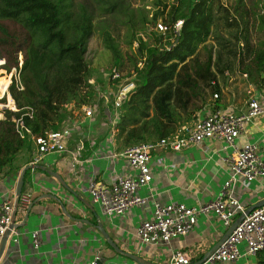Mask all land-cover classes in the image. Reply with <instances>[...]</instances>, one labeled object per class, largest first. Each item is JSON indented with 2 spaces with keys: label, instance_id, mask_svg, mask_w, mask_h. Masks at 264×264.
Returning <instances> with one entry per match:
<instances>
[{
  "label": "trees",
  "instance_id": "1",
  "mask_svg": "<svg viewBox=\"0 0 264 264\" xmlns=\"http://www.w3.org/2000/svg\"><path fill=\"white\" fill-rule=\"evenodd\" d=\"M201 1L175 0L167 12V5L157 0L151 18L147 10L142 12V29L158 19L168 25L181 19L184 26L175 44L167 42L173 46L170 50L164 47L162 37L151 34L152 41L144 42L131 33L128 44L132 46L137 39L139 54L129 81L134 87L125 95L120 108L113 110L117 113L116 139L122 147L155 143L175 135L178 129L193 122L215 92L222 93L219 80L228 81L226 72L246 74V80L257 87L264 82V39L254 47L244 36V51L238 52L231 41L239 42L238 28L231 38L220 31V22L226 28L238 26L219 0L214 5L213 42L190 53L187 59L180 55L185 22L192 20ZM92 34L91 15L83 6L78 12L72 10L70 0H0V61L5 60L0 68L8 74L15 68L22 86L19 89L14 76L8 93L10 90L19 112H7L5 120H0V174L17 175L21 167L15 166L14 161L24 151L28 152V161L35 157L32 143L16 133L13 115L22 117L24 126L35 135L60 131L75 120L73 109L65 106L73 104L79 108L83 104L81 90L88 87L90 79L85 56ZM103 43L112 54L113 67H121L124 56L118 42L105 32ZM219 101L215 102L217 108ZM257 264H264V260Z\"/></svg>",
  "mask_w": 264,
  "mask_h": 264
},
{
  "label": "crops",
  "instance_id": "2",
  "mask_svg": "<svg viewBox=\"0 0 264 264\" xmlns=\"http://www.w3.org/2000/svg\"><path fill=\"white\" fill-rule=\"evenodd\" d=\"M245 82L248 87V80ZM243 102L242 106L229 105L223 109L245 111ZM108 110L104 109V115L111 113ZM77 111L78 108L73 109L74 114L80 113ZM98 115L99 110L91 119L81 114L68 140L67 147L76 152L80 163L74 164L72 157L65 153L52 154L44 156L33 164L34 169L26 172L22 194H30L35 204L29 215L27 208H18L0 264H137L140 261L169 264L174 251L190 252L194 264L208 256L228 230L213 214L199 218L189 234L173 239L167 246L144 245L136 232L141 223L152 219L156 202L198 206L213 200L230 177L224 158L232 154V149L224 151L223 144L213 140L180 152L157 149L151 161L152 182L138 192L148 201L125 215L108 217L92 202L86 187L91 180L109 184L134 172L121 156L128 147L117 142L115 119L100 120ZM246 143L257 144L264 155V115L254 120L237 140L240 146ZM33 158L28 161L27 157L19 165L20 170L31 164ZM18 175L0 174L1 200H14ZM235 192L247 212L264 200V178L251 183L239 179ZM100 228L123 254L108 244ZM34 230L39 231L38 249L32 243ZM240 251V260L225 264H257L264 260V253L247 256L244 243Z\"/></svg>",
  "mask_w": 264,
  "mask_h": 264
},
{
  "label": "built area",
  "instance_id": "3",
  "mask_svg": "<svg viewBox=\"0 0 264 264\" xmlns=\"http://www.w3.org/2000/svg\"><path fill=\"white\" fill-rule=\"evenodd\" d=\"M183 26L184 21L181 19L176 20L173 25H168L162 19H158L151 25L149 32H154L157 36L162 37L164 47L170 50L173 46L167 44V42H174L175 44V39L181 35ZM148 35H151V33ZM140 37L144 42L147 41L143 35H140ZM19 59V67H21V55ZM141 66L142 64L139 63L138 67L141 68ZM14 70L16 72L15 68ZM225 75L229 76V73L226 72ZM241 76L247 78L246 74ZM109 77L112 81L120 82L119 90L112 103L116 111L120 108L125 95L133 89L134 84L122 79L116 67L111 69ZM15 78L19 83L17 73ZM92 83L93 81L89 80L88 87L82 88L83 104L77 111L85 118L90 119L94 117L95 112L98 110V106L90 102L92 93L90 85ZM212 84L215 85L216 82L214 81ZM19 89H22L21 85ZM2 98L4 97L0 96V120H5L7 112L17 114L19 109L13 100L1 101ZM217 99H219V93L215 92L211 101L196 113L193 122L178 129L175 135L155 143L140 144L127 148L121 156L128 161L131 170L134 172L133 175L118 177L109 184L91 180L85 189L92 202L100 206L103 214L108 217L122 216L127 214L133 207L145 204L148 201V198L139 196L138 192L152 182L151 161L153 153L157 149L166 148L180 152L211 140L221 142L224 151L231 148L232 154L224 158L230 171V177L225 181L219 194L213 200L198 206L156 202L152 219L141 223L136 232L137 238L144 245L161 244L167 246L173 239L189 234L202 216L213 214L219 222L229 228L239 215H243V220L223 244L203 258L204 264L237 262L242 258L240 251L242 243L246 246L245 254L247 256H256L264 252V205L246 214L244 206L235 196L236 184L239 179L251 183L264 178V155L259 152L257 144L246 143L242 146L237 144V140L246 128L254 120L264 115V82L259 87L251 83L248 84L245 97L247 108L245 111L237 112L232 108H217L215 106ZM65 107L69 110L75 109L73 104H68ZM27 114L31 117V112ZM11 119L14 122L16 133L21 138L30 141L34 147L35 157L31 164H36L44 156L63 153L71 156L74 164L80 163L76 152L67 147L72 131L76 128L77 120H74L60 131L35 135L24 126L22 117L16 118L13 115ZM30 202V194L21 195L18 207L15 206V198L14 200L0 199V243L6 233L10 231L14 223V214L18 208L25 210ZM31 237L33 247L38 249L41 243L39 231L34 230L31 232ZM192 260L193 257L190 252L174 251L169 258V264H192ZM92 264L97 263L93 262ZM137 264L145 263L140 261Z\"/></svg>",
  "mask_w": 264,
  "mask_h": 264
},
{
  "label": "rangeland",
  "instance_id": "4",
  "mask_svg": "<svg viewBox=\"0 0 264 264\" xmlns=\"http://www.w3.org/2000/svg\"><path fill=\"white\" fill-rule=\"evenodd\" d=\"M157 0H70L71 9L75 12L80 10L83 6L86 11L91 15L93 22V34L88 44V51L85 56L86 61L89 63L90 79L93 81L90 91L91 103L98 106L99 119H111L112 121L117 116V113L113 112V101L119 90V83L110 80V71L113 67V57L109 50L105 49L103 43V34L108 32L118 42L123 56V65L118 69L122 79L130 81L134 76V62L139 58L137 49V39L133 41L132 46H129L128 41L130 35L133 32L135 38H140L143 35L146 42L152 41L149 33L151 24H147L142 29L141 17L142 12H147L148 18H151L153 13V5ZM163 4L167 5V12L170 10L175 0H160ZM228 10L229 13L237 21L238 27L226 28L219 23L221 33L228 38H231V34L234 36V32L238 28L240 31V40L236 42L235 39H231L235 45V49L240 52L243 49V37L248 36V39L252 46L257 47L258 43L264 39V0H219ZM218 3V0H203L194 9L192 14V20L185 22V34L183 35V50L180 55L185 59L188 55L201 51L204 44H210L213 42L212 30L215 28V14L214 5ZM166 12V13H167ZM212 33V34H211ZM156 35V34H155ZM212 35V37H211ZM157 36V35H156ZM22 57V56H21ZM20 60V59H19ZM5 64V60L0 61V66ZM229 73V72H228ZM16 75L14 69L8 74L5 69L0 68V88L6 81L10 80V87L12 85L13 77ZM226 76V75H225ZM228 81L220 79V83L223 85L222 93L219 94L220 108L227 107L229 105L238 106L244 103L246 93V82L238 72L229 73ZM127 81V82H128ZM119 84V85H118ZM6 89V87H5ZM3 94H6L3 91ZM3 94L1 96H3ZM9 95L12 98L9 90ZM6 97L1 101L7 100ZM10 99V98H9ZM13 100V98H12ZM14 101V100H13ZM15 103V102H14ZM213 104V102H212ZM104 108H109V115H104ZM105 112V111H104ZM75 119L81 116V113L74 114ZM83 117V116H82ZM104 117V118H103ZM187 123V125H189ZM28 157V152L24 151L19 154L14 161L15 166L23 164Z\"/></svg>",
  "mask_w": 264,
  "mask_h": 264
},
{
  "label": "water",
  "instance_id": "5",
  "mask_svg": "<svg viewBox=\"0 0 264 264\" xmlns=\"http://www.w3.org/2000/svg\"><path fill=\"white\" fill-rule=\"evenodd\" d=\"M35 168V165L33 164H27L25 165L19 172L18 178H17V183H16V188H15V206L18 207L19 205V201H20V197L22 195V189H23V185H24V178L26 175V172L28 170H32ZM34 202H31L27 209H26V214L29 215L32 207L34 206ZM262 205H264V200L260 201L258 204H256L255 206H253L252 208H250L246 214L250 213L253 209L261 207ZM16 214V213H15ZM14 214V217H15ZM97 218V216H96ZM244 216L242 215L238 220H236L227 230V232L225 233L224 237L222 238V240L220 242H218V244L213 248V250L211 252H214L217 248H219L223 242L229 237V235L232 233V231L236 228V226L243 220ZM76 220V219H73ZM90 224V223H89ZM100 233L103 235V238L108 242V244L110 246L113 247V249L118 252V253H122L120 252V250L114 245V242L108 238V235L104 232L103 229H99ZM8 233L9 231L6 233V235L4 236V238L2 239L1 243H0V258L5 250L6 247V243H7V237H8ZM211 252L209 253V255L211 254ZM125 256L132 258V256H129L128 254H125ZM194 264H204V259L194 263Z\"/></svg>",
  "mask_w": 264,
  "mask_h": 264
},
{
  "label": "bare ground",
  "instance_id": "6",
  "mask_svg": "<svg viewBox=\"0 0 264 264\" xmlns=\"http://www.w3.org/2000/svg\"><path fill=\"white\" fill-rule=\"evenodd\" d=\"M10 86V80H8L7 82V85H6V81H5V84H4V89L3 88H0L2 91H5V93L7 94V100H11L12 101V98L10 97L9 93H8V88ZM6 87V89H5ZM6 94H3V97H6ZM10 98V99H9Z\"/></svg>",
  "mask_w": 264,
  "mask_h": 264
}]
</instances>
